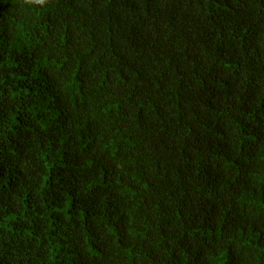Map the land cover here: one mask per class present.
<instances>
[{"label":"trees","instance_id":"obj_1","mask_svg":"<svg viewBox=\"0 0 264 264\" xmlns=\"http://www.w3.org/2000/svg\"><path fill=\"white\" fill-rule=\"evenodd\" d=\"M0 264H264V0H0Z\"/></svg>","mask_w":264,"mask_h":264},{"label":"clouds","instance_id":"obj_2","mask_svg":"<svg viewBox=\"0 0 264 264\" xmlns=\"http://www.w3.org/2000/svg\"><path fill=\"white\" fill-rule=\"evenodd\" d=\"M26 4H44L45 0H24Z\"/></svg>","mask_w":264,"mask_h":264}]
</instances>
